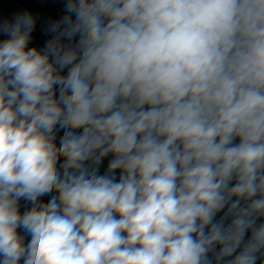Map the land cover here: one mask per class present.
<instances>
[{"label": "clouds", "instance_id": "1", "mask_svg": "<svg viewBox=\"0 0 264 264\" xmlns=\"http://www.w3.org/2000/svg\"><path fill=\"white\" fill-rule=\"evenodd\" d=\"M64 12L0 21V264L264 261V0Z\"/></svg>", "mask_w": 264, "mask_h": 264}, {"label": "water", "instance_id": "2", "mask_svg": "<svg viewBox=\"0 0 264 264\" xmlns=\"http://www.w3.org/2000/svg\"><path fill=\"white\" fill-rule=\"evenodd\" d=\"M23 11H29L37 18L36 28L32 33V41L29 47L35 45L42 48L45 41L50 38V35L44 31L48 22L58 20L65 15L64 0H0V21L5 19L12 20L17 13ZM4 38L6 37L0 34V39ZM110 158L107 157L104 159L100 167L101 174L106 171ZM41 199L42 202H47L50 197L45 196ZM19 206L21 213L31 208V204L23 199L19 201ZM18 233L25 236V243L30 240V236L23 229H18ZM257 264H264V261H258Z\"/></svg>", "mask_w": 264, "mask_h": 264}]
</instances>
